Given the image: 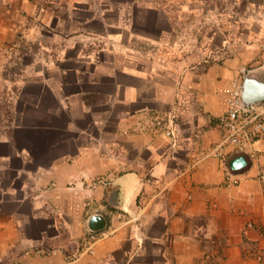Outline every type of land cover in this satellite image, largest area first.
Returning <instances> with one entry per match:
<instances>
[{
	"label": "crops",
	"instance_id": "obj_1",
	"mask_svg": "<svg viewBox=\"0 0 264 264\" xmlns=\"http://www.w3.org/2000/svg\"><path fill=\"white\" fill-rule=\"evenodd\" d=\"M222 1L207 16L231 25L204 50L186 23L203 0H0V49L56 24L67 71L24 81L0 126V264H264V141L209 155L227 90L260 57L248 25L264 38V2Z\"/></svg>",
	"mask_w": 264,
	"mask_h": 264
},
{
	"label": "rangeland",
	"instance_id": "obj_2",
	"mask_svg": "<svg viewBox=\"0 0 264 264\" xmlns=\"http://www.w3.org/2000/svg\"><path fill=\"white\" fill-rule=\"evenodd\" d=\"M194 1V0H187ZM204 4L202 7L191 6L192 11H188L187 29L191 32L199 34V40L202 41L203 49L213 48L216 45L222 44L223 38L220 36H214V39H208L211 37V28L217 29L218 34L224 33L227 27H230L226 20H218L213 17L217 14L226 12L227 7L224 5L222 0H203ZM254 4L258 2H264V0H253ZM197 8V9H196ZM246 7H242L241 1L238 2L235 7H229L230 13L242 12ZM256 5L251 6V10H256ZM177 7L171 8V13H174ZM196 10V11H195ZM52 12H56L61 18H66L67 14L63 8L53 7ZM213 14V16H207ZM189 15H201L200 18H189ZM212 17V18H211ZM65 23L62 22V25ZM58 25V24H57ZM231 25V23H230ZM246 26V23H234L235 30ZM143 26H145L143 24ZM55 27V28H54ZM63 27V26H62ZM248 27H250L251 39L250 45H254L258 42L257 47H252V51L255 52L256 58L260 54L259 59L257 58L256 63H253L252 67L247 69L241 77L238 78L240 81H244L245 75L249 70L257 69L264 73L262 69L264 65V38L261 37L262 26L258 21H251ZM61 27L50 26L45 27L35 22L28 23L26 30V37L17 38L14 42L8 44L6 47L0 49V126L5 124V113L9 110L10 102H16L22 93L23 83L28 80H38L42 77L58 78L65 81L67 78L66 69L55 66L56 63L66 62V54L58 53V48L65 46V41L52 35L56 30H61ZM202 33V37H201ZM208 37H206L205 35ZM260 34V35H259ZM204 35V36H203ZM194 41V38H191ZM248 41V40H247ZM224 45H229L230 41L225 38ZM210 50V49H209ZM255 62V61H254ZM53 64V66H48ZM55 64V65H54ZM60 65V64H58ZM66 65V64H63ZM30 94L35 92L27 89Z\"/></svg>",
	"mask_w": 264,
	"mask_h": 264
},
{
	"label": "built area",
	"instance_id": "obj_3",
	"mask_svg": "<svg viewBox=\"0 0 264 264\" xmlns=\"http://www.w3.org/2000/svg\"><path fill=\"white\" fill-rule=\"evenodd\" d=\"M242 91L243 82L238 79L234 80L227 90V111L217 120V126L222 132V141L209 152L211 157L223 159L228 148L235 149L240 155L253 157V143L257 140L264 141V101L245 104ZM152 123L156 124V121ZM163 132L171 144L176 146L178 135L174 125L168 126ZM261 180H264V175H261ZM226 181L232 185L239 184V180L230 174L226 176Z\"/></svg>",
	"mask_w": 264,
	"mask_h": 264
},
{
	"label": "water",
	"instance_id": "obj_4",
	"mask_svg": "<svg viewBox=\"0 0 264 264\" xmlns=\"http://www.w3.org/2000/svg\"><path fill=\"white\" fill-rule=\"evenodd\" d=\"M242 98L245 104H253L264 101V73L257 69L249 70L243 81ZM244 157L235 160L233 166L239 168L245 165ZM94 220V219H93ZM95 219L94 221H97ZM94 229H99L94 227Z\"/></svg>",
	"mask_w": 264,
	"mask_h": 264
},
{
	"label": "trees",
	"instance_id": "obj_5",
	"mask_svg": "<svg viewBox=\"0 0 264 264\" xmlns=\"http://www.w3.org/2000/svg\"><path fill=\"white\" fill-rule=\"evenodd\" d=\"M22 91V90H21ZM18 100V99H17ZM9 110L5 113V126L10 127L14 123H16L17 120V112L22 108V103H17V102H10ZM1 111V110H0Z\"/></svg>",
	"mask_w": 264,
	"mask_h": 264
}]
</instances>
